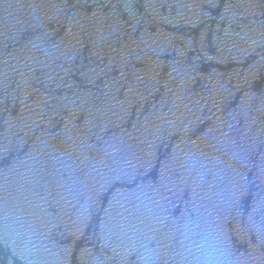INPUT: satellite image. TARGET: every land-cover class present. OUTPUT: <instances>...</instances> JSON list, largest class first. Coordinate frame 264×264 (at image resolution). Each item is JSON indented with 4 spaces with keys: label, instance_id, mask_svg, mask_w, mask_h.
Listing matches in <instances>:
<instances>
[{
    "label": "water",
    "instance_id": "obj_1",
    "mask_svg": "<svg viewBox=\"0 0 264 264\" xmlns=\"http://www.w3.org/2000/svg\"><path fill=\"white\" fill-rule=\"evenodd\" d=\"M0 264H264V0H0Z\"/></svg>",
    "mask_w": 264,
    "mask_h": 264
}]
</instances>
